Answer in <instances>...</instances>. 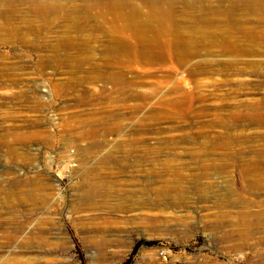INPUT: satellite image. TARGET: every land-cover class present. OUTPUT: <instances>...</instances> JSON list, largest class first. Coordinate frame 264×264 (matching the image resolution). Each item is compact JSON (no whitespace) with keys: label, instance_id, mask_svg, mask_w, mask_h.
I'll return each mask as SVG.
<instances>
[{"label":"rangeland","instance_id":"rangeland-1","mask_svg":"<svg viewBox=\"0 0 264 264\" xmlns=\"http://www.w3.org/2000/svg\"><path fill=\"white\" fill-rule=\"evenodd\" d=\"M0 264H264V0H0Z\"/></svg>","mask_w":264,"mask_h":264},{"label":"trees","instance_id":"trees-1","mask_svg":"<svg viewBox=\"0 0 264 264\" xmlns=\"http://www.w3.org/2000/svg\"><path fill=\"white\" fill-rule=\"evenodd\" d=\"M147 245V246H150V245H153L154 243L153 242H141V243H138L134 252L141 246V245Z\"/></svg>","mask_w":264,"mask_h":264},{"label":"bare ground","instance_id":"bare-ground-1","mask_svg":"<svg viewBox=\"0 0 264 264\" xmlns=\"http://www.w3.org/2000/svg\"><path fill=\"white\" fill-rule=\"evenodd\" d=\"M240 233V232H239ZM242 234V233H241ZM236 235V234H235ZM247 236H249V235H247ZM242 237H244V236H242ZM238 238H239V236H238ZM241 238V237H240ZM240 240V239H239ZM242 240V239H241Z\"/></svg>","mask_w":264,"mask_h":264}]
</instances>
